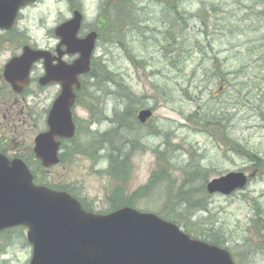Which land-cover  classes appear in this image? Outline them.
I'll return each mask as SVG.
<instances>
[{
    "label": "rangeland",
    "instance_id": "1",
    "mask_svg": "<svg viewBox=\"0 0 264 264\" xmlns=\"http://www.w3.org/2000/svg\"><path fill=\"white\" fill-rule=\"evenodd\" d=\"M106 1L89 0L98 4V14L91 23L84 19V33L93 27L101 35L92 61L97 77L82 79L84 87L73 108L76 137L61 140L65 163L45 169L30 164L31 169L41 184L70 189L97 213L113 210L114 197L130 199L162 174L168 180L134 197L132 207L161 215L158 210L165 204L190 197L200 206L182 220L176 218L184 231L186 223L192 237L227 248L236 264H264V168L244 153L264 158V96H257L264 87V54L259 51L264 44V0H173L178 10L167 0H133L138 21L119 26L118 36H110L107 24L97 23ZM178 14L183 19L177 34L199 41L182 49L181 68L172 62V41L178 36L169 30ZM247 47L256 51L250 54ZM11 52H4L1 61ZM243 64L248 65L244 80L236 75ZM222 70L225 80L215 78ZM108 73L111 82L104 81ZM239 81L247 83L242 93ZM42 92L48 114L59 90L53 85ZM126 109L136 119L143 109L153 115L145 124L125 122L117 129L114 120L124 118ZM235 171L248 176L244 189L229 196L207 192L209 181ZM188 206L183 203L181 211ZM164 210L171 215L173 207ZM31 256L25 229L0 233V264H29Z\"/></svg>",
    "mask_w": 264,
    "mask_h": 264
},
{
    "label": "water",
    "instance_id": "2",
    "mask_svg": "<svg viewBox=\"0 0 264 264\" xmlns=\"http://www.w3.org/2000/svg\"><path fill=\"white\" fill-rule=\"evenodd\" d=\"M30 0H0V29L14 26L17 9ZM83 15L73 17L56 28L67 54H78L71 64L48 51L26 47L5 67V78L13 85L26 84L33 62L45 59L46 73L41 83L61 84L60 95L49 112L48 130L35 140V152L44 166L59 162L60 141L76 135L72 108L80 77L91 71L98 34L79 37ZM22 82V83H21ZM151 109L138 114L140 122L151 118ZM248 176L229 172L208 182L210 194L230 195L244 189ZM24 226L32 246L29 264H236L231 252L216 244L194 238L178 224L153 212L123 206L109 213L86 210L66 191L37 185L27 164L0 153V231Z\"/></svg>",
    "mask_w": 264,
    "mask_h": 264
},
{
    "label": "flooded vegetation",
    "instance_id": "3",
    "mask_svg": "<svg viewBox=\"0 0 264 264\" xmlns=\"http://www.w3.org/2000/svg\"><path fill=\"white\" fill-rule=\"evenodd\" d=\"M81 1L82 0H68L72 14L76 10L83 12ZM121 10L122 14H124L123 5L121 6ZM99 19L100 18H98V20ZM65 21L67 20H64L62 23ZM88 28H86L85 33L82 30L80 31L81 37L86 36L89 32L94 30L93 27ZM50 34L58 37L55 30ZM58 38L60 39V43L54 50L48 51L53 59V64H58L59 57L68 64L73 63L78 55L67 54L66 45L61 44L62 39L60 37ZM26 47L33 50H40L34 46L25 33L18 30L17 23L10 29H0V57L4 52L9 51L10 48L13 50L4 62L0 59V153L11 159L20 158L29 167L30 164H32L37 168L45 169L43 162L37 158L35 154V139L39 134L48 129L47 118L54 102L48 114H46L45 99L42 90L46 87L56 85L59 90L56 95L57 98L61 93L62 86L56 82L47 85L41 83V78H43L46 73L44 58L33 62L26 84H18L15 87L5 78V67L7 63L14 57L22 55ZM65 56H68L71 62L65 60ZM28 97L32 99L28 100ZM29 138H31V140H29ZM18 140L22 141L19 142ZM62 140L69 141V139ZM64 163L65 159L60 150L59 163L55 166L64 165Z\"/></svg>",
    "mask_w": 264,
    "mask_h": 264
},
{
    "label": "trees",
    "instance_id": "4",
    "mask_svg": "<svg viewBox=\"0 0 264 264\" xmlns=\"http://www.w3.org/2000/svg\"><path fill=\"white\" fill-rule=\"evenodd\" d=\"M107 1L108 2L105 3L106 5L103 6V10H102V14L100 15V20H99L100 22L99 23L102 26L104 24H107L109 26L108 32H109L110 36H112L113 33H116L117 36H118L119 32L117 31V28L119 26H122L123 25V27H127L128 28V24L129 25H131V24L134 25V21H136V22L138 21L139 14L137 12L138 10H136L134 8V6H132L134 4L133 3V0H126V2L128 4V7L126 6L125 0H124V4L122 2L123 0H107ZM154 1H157V0H154ZM167 2L172 5V8L174 10H178V7L176 5V2H174L173 0H167ZM129 3H131V6H130ZM122 4H123V7H124V14H122V10H121ZM211 8H212V11L216 13L217 10H216L214 4L211 5ZM180 19H183V16L181 14H178V17L175 19V21L172 22L169 25V30H171V32L173 31V34H176L178 36V37H175L174 40L172 41V44L174 45V48L172 50L175 52L172 55V62H173V64L175 66H178V68H181L182 65L185 62V57H184V54H182L183 53L182 49L183 48H187V47L190 48V46L199 45V41H198V43H196V41L198 39H196L195 41H192V37L193 36L188 39V38H185V37L182 38V36H180V35L177 34V32H176V30L178 29V24L177 23H178V21ZM204 25H205V27H207V23L205 21H204ZM256 27H258V26H255V28ZM137 31H140V30H137ZM127 32H129V29H127ZM135 34H137V33H135ZM205 34L207 35L208 32L205 31ZM100 38H101V35H100L99 39ZM113 41H114V38H111L109 40V42H113ZM206 42L208 44H210V45L212 44L210 41H206ZM260 43H261V41H260ZM242 46L240 48H242ZM247 50H248V52L250 54H253L254 51H256V50L251 49L249 47H247ZM259 51L264 54V44L261 43V48H260ZM240 52H241V50H240ZM240 52H239V54H240ZM214 62H216V64L219 62V60H218L217 57L215 58ZM219 66H220V64H219ZM262 68H264V66ZM213 69L216 70V68H213ZM247 69H248V65H244V64L239 69H237L236 70L237 78L238 79L241 78L242 80L248 79V71H247ZM95 70L96 69H95V67L92 64V71L90 72L89 75H94L95 77H97ZM222 72L223 73H220V72L217 73L215 75V78L219 77V79H224L225 74H224V71L223 70H222ZM107 78L108 79H104V81L111 82L110 81L111 80V76H110L109 73H108ZM263 81H264V78H263ZM96 84L99 87L101 86L98 83H96ZM236 85L239 87V90H240L241 93L243 91L247 90V83L244 82V81L236 82ZM80 93H81V91L79 92V94ZM257 96H262V97L264 96V87L263 88L260 87L258 89ZM197 105L200 106L199 105V101H198V104ZM216 105L218 106V104H216ZM262 110L264 111V103H263ZM198 112H199V110H196L195 111V114L201 115L202 121H208V116L202 115V112H200V113H198ZM225 114L226 113H223L222 115H225ZM195 116H197V115H195ZM123 117L124 118H122V119H118V116L115 118L114 122L117 125V129L119 128V126H125L126 125V124H124L125 122L126 123H129V122H131V123L136 122L137 123V120H138V119H136V117L134 116V114L132 116V112L129 109H126L123 112ZM112 121H113V119H112ZM95 147H97V145ZM238 148H240V144H239V147ZM244 153H245V155L248 158H250V160H252L254 162V165H256V166L259 167L260 170H262L264 168V158L261 157L260 154H257V153L252 152V151H245ZM115 160H117V158ZM197 175H198V173L194 174L193 177H196ZM156 178L157 177H153L151 179L150 183L146 187L138 189L133 194V196L130 199H122V197H119V198L114 197V208H113V210L114 209H117V208H119L121 206H125V205L132 206V200L134 199V197L144 196V195L150 193L153 189H155L156 186H157V184H159V183H161L163 181L168 180V179H164V176L162 174H159L158 179H156ZM36 180H37V182L42 183L41 180H39L38 176H36ZM188 182H191V179ZM194 186H196V185H194ZM194 186H192V187H194ZM169 189H170V187H168V188L165 189L166 190V194H167V192H169ZM68 191H70V190H68ZM188 193H189L188 191H184V195H187ZM183 203H189V206L186 207L183 211H181V205ZM83 206L86 209H90V207L86 206L84 203H83ZM166 206H172L173 207V212H172L171 215H168L170 212H167V211L164 210V208ZM197 206H200V203H195L193 200L190 199V197H186V198H181L178 201H174V202H170L168 204H165V206H163L161 209H159L158 212L161 214L160 216H162L163 218L170 219L171 221H173L175 223H179V221L176 218H180L182 220L184 217H186V216H188L190 214L189 212H190V210L193 207H197ZM178 211H180V213H178ZM179 225H181V222L179 223ZM184 227H185L186 232H189L190 233V229H189L188 224L184 223ZM14 229L22 232V230H24L25 228L24 227H16ZM9 230H11V229H6V230H3V231H0V233L5 232V231H9ZM211 235L214 236V237H216V238H218V236L215 235V234H211ZM214 242L215 243H219L217 240H214ZM27 243H28V241H27Z\"/></svg>",
    "mask_w": 264,
    "mask_h": 264
},
{
    "label": "clouds",
    "instance_id": "5",
    "mask_svg": "<svg viewBox=\"0 0 264 264\" xmlns=\"http://www.w3.org/2000/svg\"><path fill=\"white\" fill-rule=\"evenodd\" d=\"M82 5V15L91 23L98 14V4L82 0ZM17 14L18 30L25 33L37 49L45 51L54 50L60 43V39L50 33L72 17L68 0H30L17 9ZM64 59L71 62L68 56Z\"/></svg>",
    "mask_w": 264,
    "mask_h": 264
}]
</instances>
